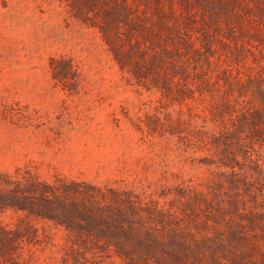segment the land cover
I'll return each mask as SVG.
<instances>
[{"label": "rangeland", "instance_id": "obj_1", "mask_svg": "<svg viewBox=\"0 0 264 264\" xmlns=\"http://www.w3.org/2000/svg\"><path fill=\"white\" fill-rule=\"evenodd\" d=\"M179 10L184 42L144 39L161 59L137 73L65 0H0V173L85 181L165 208L189 188L216 193L244 208L235 223L248 239L208 264H264V121L254 113L264 109V15ZM53 57L72 61L73 85L54 79ZM24 216L0 212V224ZM30 220V264H125L76 255L64 227Z\"/></svg>", "mask_w": 264, "mask_h": 264}, {"label": "trees", "instance_id": "obj_2", "mask_svg": "<svg viewBox=\"0 0 264 264\" xmlns=\"http://www.w3.org/2000/svg\"><path fill=\"white\" fill-rule=\"evenodd\" d=\"M65 1L74 17L100 30L121 67L137 73L144 72L143 63L150 70L161 59L158 51H147L144 39L157 43L163 33L173 42L177 37L184 42L180 21L188 22L189 17L179 9L211 14L256 10L264 15V0ZM51 68L54 79L66 87L75 83L76 70L70 59L53 57ZM254 113L264 121V109ZM8 210L25 216L14 226L0 224V264H30L23 250L39 241L30 217L64 227L76 255L117 256L125 264L217 263L218 250L242 246L248 239L243 224L235 223L244 208L235 200L228 205L221 195L199 189L180 193L165 208L154 201L142 203L128 191L103 189L85 181L48 182L32 173L2 172L0 212Z\"/></svg>", "mask_w": 264, "mask_h": 264}]
</instances>
